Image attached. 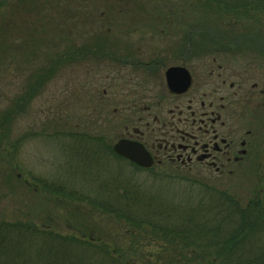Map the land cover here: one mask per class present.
I'll return each mask as SVG.
<instances>
[{"label": "rangeland", "instance_id": "rangeland-1", "mask_svg": "<svg viewBox=\"0 0 264 264\" xmlns=\"http://www.w3.org/2000/svg\"><path fill=\"white\" fill-rule=\"evenodd\" d=\"M12 1L0 16V219L64 224L69 200L45 193V184L98 200L104 195L97 179L115 174L172 199L179 184L167 177L188 174L234 195L243 206L262 192L264 11L243 17L187 0ZM128 55L134 60L167 55L170 66L194 57L193 89L233 98L234 122L239 118L251 142L249 155L233 172L169 167L141 172L105 156L97 140L113 146L127 134L128 118L142 115L153 125L155 114L168 117L167 100L161 108L143 107L159 90L160 78L153 82L128 66ZM33 179L38 189L27 187L25 181Z\"/></svg>", "mask_w": 264, "mask_h": 264}, {"label": "trees", "instance_id": "trees-1", "mask_svg": "<svg viewBox=\"0 0 264 264\" xmlns=\"http://www.w3.org/2000/svg\"><path fill=\"white\" fill-rule=\"evenodd\" d=\"M196 1L243 17L264 11V0H187ZM11 3L0 0V16ZM97 142L109 160L128 163L111 144ZM189 176L167 177L179 184L173 199L140 183L127 184L123 174L97 179L104 195L98 200L47 183L45 193L69 200L64 224L0 219V264H264V187L243 206L234 195ZM32 181L25 182L35 189ZM85 212L91 214L86 218ZM63 225L70 233L58 230Z\"/></svg>", "mask_w": 264, "mask_h": 264}, {"label": "flooded vegetation", "instance_id": "flooded-vegetation-1", "mask_svg": "<svg viewBox=\"0 0 264 264\" xmlns=\"http://www.w3.org/2000/svg\"><path fill=\"white\" fill-rule=\"evenodd\" d=\"M193 54L196 56L195 52ZM131 56L128 55V66L148 73L153 82H158L160 78L159 90H154L151 98L145 95L150 103H143L145 110L152 106L161 108L166 100L170 102V108L167 118L158 114L153 116V125L156 127L148 120L145 121L142 115L135 120L128 118V132L119 140L127 139L141 144L152 158L153 164L151 167H143L126 159L128 163L146 171L169 167L189 171L201 168L219 174L233 172L232 166L240 164L249 155L251 147L250 140L240 130L239 118L234 122L233 98L217 93V90L208 95L204 91L198 94L200 87L193 89L194 75L192 63L189 62L194 57L188 62L187 57L183 56L181 63L170 66L168 60H165L167 55L148 60H134ZM173 67H182L189 73L190 84L183 92L173 91L168 86L166 73ZM233 87L232 83L231 88ZM239 101L237 100V105ZM245 135L252 137V131L246 130Z\"/></svg>", "mask_w": 264, "mask_h": 264}, {"label": "water", "instance_id": "water-1", "mask_svg": "<svg viewBox=\"0 0 264 264\" xmlns=\"http://www.w3.org/2000/svg\"><path fill=\"white\" fill-rule=\"evenodd\" d=\"M166 78L169 88L173 91L183 92L190 84L189 73L182 67L170 68L166 73ZM113 149L119 156L140 166L151 167L153 164L152 158L139 143L121 139L114 144Z\"/></svg>", "mask_w": 264, "mask_h": 264}]
</instances>
